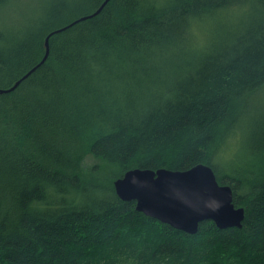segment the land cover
<instances>
[{
  "label": "trees",
  "instance_id": "1",
  "mask_svg": "<svg viewBox=\"0 0 264 264\" xmlns=\"http://www.w3.org/2000/svg\"><path fill=\"white\" fill-rule=\"evenodd\" d=\"M104 1L44 0L40 27L0 13V88ZM50 41L0 93V264H264V0H110ZM198 164L241 228L189 234L115 191Z\"/></svg>",
  "mask_w": 264,
  "mask_h": 264
},
{
  "label": "water",
  "instance_id": "2",
  "mask_svg": "<svg viewBox=\"0 0 264 264\" xmlns=\"http://www.w3.org/2000/svg\"><path fill=\"white\" fill-rule=\"evenodd\" d=\"M109 1L105 0L94 13L52 31L45 39L43 59L12 87L0 88V93L15 90L45 63L50 54V38L54 34L96 16ZM114 187L122 200L135 201L138 211L189 234H196L200 224L207 220L219 228H241L245 219V208L236 207L233 202L232 188L220 184L213 168L207 164L183 171L134 168L116 179Z\"/></svg>",
  "mask_w": 264,
  "mask_h": 264
},
{
  "label": "rangeland",
  "instance_id": "3",
  "mask_svg": "<svg viewBox=\"0 0 264 264\" xmlns=\"http://www.w3.org/2000/svg\"><path fill=\"white\" fill-rule=\"evenodd\" d=\"M49 5L44 0H22L21 2L16 3L14 6L10 7L7 10L1 11V15H3L7 20L18 18V27L28 26L29 23L33 24L35 27L39 26L40 23L47 19V11L49 9ZM12 17V18H11ZM10 18V19H9ZM11 24L7 23V26L1 25L0 30H4L5 28H11ZM89 163L95 162V158H89L87 160Z\"/></svg>",
  "mask_w": 264,
  "mask_h": 264
},
{
  "label": "bare ground",
  "instance_id": "4",
  "mask_svg": "<svg viewBox=\"0 0 264 264\" xmlns=\"http://www.w3.org/2000/svg\"><path fill=\"white\" fill-rule=\"evenodd\" d=\"M88 15V14H87ZM204 15V14H203ZM204 20V19H203ZM192 25V24H191ZM58 29V28H57ZM51 42V41H50ZM115 126V124H113ZM114 126H113V129H114ZM116 127V126H115ZM88 170V169H87ZM126 173V172H125Z\"/></svg>",
  "mask_w": 264,
  "mask_h": 264
}]
</instances>
